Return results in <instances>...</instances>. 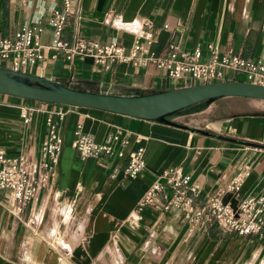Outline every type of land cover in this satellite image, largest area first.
Segmentation results:
<instances>
[{
  "label": "crops",
  "instance_id": "crops-1",
  "mask_svg": "<svg viewBox=\"0 0 264 264\" xmlns=\"http://www.w3.org/2000/svg\"><path fill=\"white\" fill-rule=\"evenodd\" d=\"M50 8L47 0H0V39L13 35L24 23L47 24ZM146 19L157 27L153 50L158 54L167 53L170 45L187 52L201 46L202 60L207 61L205 48L212 43L221 53L232 49L243 57L264 60V0H80L66 37L80 34L130 48ZM51 34L46 27L42 42L48 43ZM52 54L46 52V60L26 73L79 91L119 96L190 87L188 80L171 81L153 65L123 63L108 71L90 57L71 62L63 56L53 60ZM225 74L226 81H236L233 72ZM55 105L0 94V150L10 158L26 160L38 176L46 111ZM262 106V100L222 98L196 113L169 118L180 128L65 106L59 162L28 213L35 223L18 220L11 213L13 195L0 191V264H264V239L242 237L218 225L191 231L184 212L177 208L137 211L162 172L176 167L200 185L199 204L244 167L251 176L237 199L259 194L264 179ZM26 108L38 109L29 124L21 117ZM78 125L98 143H104L110 132L123 130L121 139L128 144L123 147L119 141L114 148L123 150L124 156L83 160L72 145ZM140 146L146 150V168L129 178L130 154Z\"/></svg>",
  "mask_w": 264,
  "mask_h": 264
},
{
  "label": "built area",
  "instance_id": "built-area-1",
  "mask_svg": "<svg viewBox=\"0 0 264 264\" xmlns=\"http://www.w3.org/2000/svg\"><path fill=\"white\" fill-rule=\"evenodd\" d=\"M47 1L51 3L47 24L43 20L24 23L13 35L0 39V68L26 73L46 60V52H52L53 60L63 56L73 62L77 58L90 57L94 64L108 71L114 65L123 63H133L141 68L153 65L163 71L169 80L186 79L190 86L226 82V70L235 74L233 79L236 81H240L238 76L243 75L247 83L264 85L263 59L246 58L232 49L221 53L218 46L212 43L205 48L209 53L207 61L202 60L205 50L201 46L187 52L170 45L167 53H156L153 45L157 27L150 19L142 22L137 39L130 48L116 41L102 43L89 40L80 34L69 39L66 31L80 0ZM46 27L51 29L52 34L45 44L42 37ZM164 28L168 29L169 26L165 25ZM65 106L56 104L46 111L47 134L41 152V175L38 176L23 158H10L0 150V191L13 195L11 213L24 224L35 223L28 218L31 203L48 185L59 162L64 145L59 126L68 113ZM37 112L36 108L23 109L21 117L24 123H31ZM122 135L123 130H116L108 134L104 143H98L93 135L85 132L82 125H78L72 145L83 160L114 155L123 157L124 151L114 148L119 141L123 147L128 144V141L121 139ZM141 141L142 137H138L137 142ZM145 151V147L140 146L131 152L127 177L135 178L146 168ZM250 176L251 171L247 167L241 168L228 184L199 204L200 185L192 182V176L182 167L170 168L162 172L159 180L146 191L137 205V211L142 212L147 207H160L164 211L177 208L184 212L191 231L197 227L218 225L222 230L242 237L264 239V179L259 194L242 201L237 199ZM168 190L172 191L171 196L166 195Z\"/></svg>",
  "mask_w": 264,
  "mask_h": 264
},
{
  "label": "water",
  "instance_id": "water-1",
  "mask_svg": "<svg viewBox=\"0 0 264 264\" xmlns=\"http://www.w3.org/2000/svg\"><path fill=\"white\" fill-rule=\"evenodd\" d=\"M0 94L49 104L97 109L182 127L169 118L196 113L222 98L264 101V85L226 81L131 96L79 91L51 79L0 68ZM195 132V129L189 128Z\"/></svg>",
  "mask_w": 264,
  "mask_h": 264
},
{
  "label": "rangeland",
  "instance_id": "rangeland-1",
  "mask_svg": "<svg viewBox=\"0 0 264 264\" xmlns=\"http://www.w3.org/2000/svg\"><path fill=\"white\" fill-rule=\"evenodd\" d=\"M238 79L240 80V81H244L245 82V78H244V76L243 75H239L238 76ZM263 107V106H262ZM264 108V107H263Z\"/></svg>",
  "mask_w": 264,
  "mask_h": 264
},
{
  "label": "trees",
  "instance_id": "trees-1",
  "mask_svg": "<svg viewBox=\"0 0 264 264\" xmlns=\"http://www.w3.org/2000/svg\"><path fill=\"white\" fill-rule=\"evenodd\" d=\"M155 92H147V93H143L142 95H150V94H153Z\"/></svg>",
  "mask_w": 264,
  "mask_h": 264
}]
</instances>
